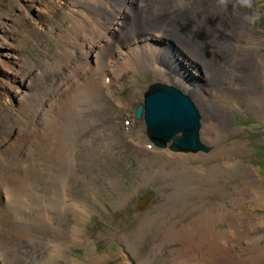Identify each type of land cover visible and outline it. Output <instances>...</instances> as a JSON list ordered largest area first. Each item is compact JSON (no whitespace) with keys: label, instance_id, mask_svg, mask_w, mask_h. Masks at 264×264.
I'll return each mask as SVG.
<instances>
[{"label":"bare ground","instance_id":"6f19581e","mask_svg":"<svg viewBox=\"0 0 264 264\" xmlns=\"http://www.w3.org/2000/svg\"><path fill=\"white\" fill-rule=\"evenodd\" d=\"M82 1L75 0L78 4H81ZM157 1L162 4V0L153 2ZM86 2L92 3L96 8L101 4L110 13V17L100 14H94L93 17L80 10L86 8L83 4L78 7L77 3H73V9L67 14V17L72 21L67 30V40L73 44L79 42L78 44L85 51L86 57L93 56L96 64L93 71L87 68V66L90 68V64L83 63V58L79 56L80 59L77 60L82 62H79V67L76 66L77 75L71 73L66 78L65 95L53 94L50 96L48 94L47 96L51 99L48 102L44 97L45 93L40 97L37 91L33 90L34 100L32 102L27 104V96H21L17 99L19 107L15 108L13 112L1 116L3 126H9L8 132L5 133H13L16 129L17 134L12 142L8 143V146L3 145V148H0V264H67V262L82 264L81 260L71 256L68 249L70 244L76 245L84 243L86 240L90 241L83 232L90 217L86 210L89 205L84 198L85 195L78 197L79 195L74 194L77 183L73 184L71 180L79 181L84 177L76 171L78 161L75 159V152L80 148L77 138L74 136L77 130L75 123L86 111H91L92 114L94 111L106 107L105 100L101 98V95L102 87L111 75L109 71L114 73L113 76L111 75L112 80L118 81L123 71L128 68L142 70L144 63L157 59L155 58L157 52L160 55H167L166 59H169L167 64H174V61H177L192 67L202 85L197 89L192 100L195 103V97H200L199 101L203 104L205 114L216 118L215 124L209 122L206 125L202 124L201 128V142L204 146H209L211 152L206 154L207 156L203 154L206 158L199 156L198 152H190V155L201 157L200 159L204 161L226 158L228 162L224 165L214 163L207 169L209 176L204 177L196 173L200 166L190 165L193 160L190 161L188 158L190 155L187 153L174 154L167 150L163 154H157L160 156L158 157L138 149L144 155L141 161H146V163H142L143 165L148 164L152 167L158 163V176L172 180L169 184L172 191L169 193L160 191L161 197L164 200L167 199L168 204L162 205L161 202L160 205L157 204L153 209L157 211H152L155 214L158 212L156 215L147 216L145 214L139 219L141 225L134 229L133 235L120 239L125 243L122 252H127L126 256H128V252L131 250L130 246L135 250L136 241L144 238L146 233H153L159 237V240L153 242L151 253L143 259H139L138 264H151L153 258L161 255L166 244L179 246L168 250L170 255H165V264H264V236L253 235L254 231H258V226H263L264 217H258V221L248 220L252 209L264 207V178L260 177L259 170L254 166H244L241 159L236 161L237 158L248 157L250 151L242 137L243 140H237L234 137L241 131V128L234 127L233 112L242 110L241 103L253 98L254 102L248 106V111L256 117L264 118V91L261 88L264 83V56L258 54L260 48L264 46V39L255 30L245 31L251 18L245 10L249 4L244 0H206L205 5L197 0H172L177 8L181 9L187 4L193 8L190 12L186 11L187 13L183 14L179 20L171 18L167 23H162L163 25L150 28L152 31L146 35L147 39L145 36L142 38L145 41L142 45L137 42V38L126 36L124 42L128 44L124 51L121 48L123 46H121V41H114L113 38H108L107 41L106 33L109 31L112 35L123 36L129 25H132L130 31H134L137 27L140 28L141 20L138 24L129 23V20L133 15V17L137 15L135 13L139 9L145 7L143 0H133L130 3L133 9H131V14H129V10L122 8L123 5L118 3L112 5L106 0H86ZM225 5H229L227 12L224 11L227 8ZM151 10L155 9L151 8ZM156 10L159 11V9ZM164 10L167 8L164 7ZM151 12L148 9L146 13L151 17L153 14ZM115 13L116 18L112 21ZM73 14L77 17H73ZM99 15L105 18L98 17L97 19ZM120 16L123 17L121 22L118 18ZM225 19L238 31L233 36L232 42L230 40L233 37L228 38L230 42H224L222 40L227 38L215 36L213 31L214 22H223ZM143 20H146V17ZM209 20H212V26H210ZM143 22L145 23V21ZM107 24H109L108 27H106ZM224 25L226 24L224 23ZM187 27L190 31L186 29ZM191 31L193 33H190ZM190 34L194 37V42ZM61 35H64L63 30H61ZM243 37H245L244 46L240 43ZM106 41L107 43L104 44ZM142 49L144 50L143 54L139 56L135 54ZM188 58H195L194 60L198 63ZM18 62L17 66L20 69L26 68V76H28L19 75V72L15 71L13 74L14 85H23L28 92L30 88L32 89L39 83L41 75H38L39 72H35L37 74L34 75L30 71L32 66L29 67L25 59ZM85 65L87 66L85 67ZM242 65H245L248 72L244 71L243 73L240 70ZM46 66L51 67L48 63ZM47 67L45 68L48 69ZM167 67L170 66L167 65ZM3 68L5 71L6 67ZM236 71L239 72V76ZM158 72L159 83L170 85V82H175L178 84L175 87L182 92L186 93L189 90L181 78L166 72L164 66ZM240 76L246 78V85L241 86L242 91L238 90L239 86L235 82ZM79 77H81L83 85L87 86L83 93H81L82 88L81 92L76 91L79 87L74 84V80ZM1 82L2 92L4 95L10 96L12 88L2 85ZM109 82L107 80V83ZM81 87L83 86L81 85ZM92 95H97L94 101ZM128 109H124V113L128 112ZM140 121H138L139 135L144 129L142 126L145 119ZM84 125V129L90 128L87 124ZM102 129L91 132V137L96 141L94 145L96 154L98 152L103 154L105 149L109 152L113 147L111 144L105 145V137L103 142H100L101 136L110 137V130L106 128L105 133L104 128ZM145 129L147 130V126ZM129 131L124 129L123 132L133 138L132 132ZM85 133L87 131L83 132V134ZM138 144L145 145L146 143L139 141ZM88 146L90 147V145ZM12 150H17L16 155L6 153V151ZM91 158L98 159L96 156H91ZM34 165L35 167H33ZM177 167L183 169L176 170ZM165 169L168 170L167 173ZM50 172L51 175L48 176ZM147 173L142 177L141 187L148 184L149 181L151 182ZM35 174L42 177L46 184H37V178H34ZM238 175L243 177L242 183L247 184L252 190V194H249L248 197L243 194L245 191L243 186H240V189L238 186H232L233 189H231L232 187L227 188L223 185L225 182L232 184L231 181L235 180ZM108 181L112 186L115 184V187H119L123 198V201L114 208L125 207L135 194L131 192L127 194L125 189L120 187L119 178L110 176ZM86 186L84 192L92 190L94 184L88 182ZM196 186H203V188L198 191V189H194ZM49 188H53L54 193L50 192ZM233 191L236 194H233ZM210 192L221 199L209 200L204 194L207 195ZM70 217L76 221L73 226L66 224V219H70ZM23 239L30 241V244L26 245L27 251L16 244L17 241ZM91 249L94 250L92 247ZM155 250L157 251L155 252ZM190 253L193 255L189 256ZM114 254H104L101 257L96 255L91 257L89 262L90 264H102L106 259L108 261L117 255ZM162 255L164 254L162 253ZM122 264H126V262Z\"/></svg>","mask_w":264,"mask_h":264},{"label":"rangeland","instance_id":"374dc122","mask_svg":"<svg viewBox=\"0 0 264 264\" xmlns=\"http://www.w3.org/2000/svg\"><path fill=\"white\" fill-rule=\"evenodd\" d=\"M106 1H108L112 5L115 3H118L121 6L123 5L122 8H126L127 10H129V14L132 13L133 9L130 3H132L133 0ZM153 1L154 0H143V4L145 5V7L143 9H139V11L135 13V15H137L135 17H133V15L129 20V23L136 24H138L141 20L140 28L137 27L134 29V31H130V26L132 25H129L127 27L126 34H124L123 36L112 35L109 31H107L105 36L107 38V41L108 38H113L115 39L114 41L117 40L118 42L121 41V46L123 45L121 48H123L122 50L125 51L124 48H127L126 44H128L124 42L125 37L130 35L131 37L137 38V42L142 45L145 42L142 38L144 36L146 37V35L152 31L150 30V28L157 25H163L162 23H167L171 18H177V20H179L183 14L187 13L186 11L190 12V10L193 8V6H189V4H187L188 6L186 5L181 7V9L177 8L175 4H173L172 0H162V4H159V1L155 3ZM197 1L205 5L204 3L206 0ZM73 3L77 2H75V0L74 2L73 0H0V82L2 81V85H8L10 86V88H12V94L10 96L4 95L2 89L0 88V148H3V145L8 146V143H11L12 140L16 137V129L13 133H5L8 132L9 126H3L1 116L7 115L9 114V112H13L15 108L19 107L17 100L18 98H20L21 96H27V104L29 102H32L34 100V98L32 97V95L34 94L33 90H36L40 97L45 93L44 97L46 98V100H48V102L51 101L50 97L47 96L48 94H50V96H53V94L65 95L67 86L66 78L69 77V74L71 75V73H73V75H77L76 72L78 73V71L76 70V66L78 65L79 67V62H82L77 60L80 59V57L83 58V63L90 64V68L89 66L85 65V67L87 66L90 71H93V69L95 68L96 64L93 56L86 57L85 51L82 50L78 44L79 42L73 44L68 42L67 40V30L72 22L67 17V14L70 13L73 9ZM247 3L249 5L245 7V10L246 13L251 16V18L248 26L246 27V30L245 28L244 30L247 32L255 30L264 39V0H248ZM81 4H83L86 8L77 9H80L81 11L83 10L82 12H85L93 17L94 14H100L110 17V13H108L106 8L101 4L98 8L94 7L92 3H87L86 0H83ZM81 4L77 3V6L79 7ZM183 4H185V2H183ZM228 6L229 5H225V7H227L226 9H224L225 12H227L226 10L228 9ZM164 7H166L167 10H164ZM151 8L155 10L152 11ZM161 8L162 10L160 11ZM148 9L150 12L152 11L151 13H153L151 17L146 13ZM156 9H159V11H157ZM100 15L97 16V19L98 17H104ZM115 15L116 13L113 14V18L111 19L112 21L116 18ZM73 17L77 16L73 14ZM145 17L146 20H143ZM118 18L120 22L123 21L122 16ZM80 19L82 20V18ZM99 20L102 19L99 18ZM143 21H145V23ZM211 23L212 20H209L210 26H212ZM224 23L226 25H224ZM108 25L109 24H107L106 27H108ZM213 28L215 36H222V38H227L226 40H222L224 42H232L234 39L233 36L238 33V31L232 25L227 23L226 19L223 22H214ZM186 29L190 31L188 27ZM61 30H63L64 35H66L65 37L64 35H61ZM190 33H193V31H191ZM229 37L233 38L229 41ZM247 37L248 36L246 35V38ZM145 39H147V37ZM192 39L194 42V37H192ZM107 41L104 42V44H106ZM240 43L242 46L245 45V37H243ZM143 53L144 50L142 49L135 54L139 56ZM258 54L264 56V46L260 48ZM14 56L17 57L15 58ZM155 58L157 59H155L154 61L146 64L144 63L142 70L130 67L127 70L123 71L121 78L118 81L116 79H114V81L112 80V76L114 73L112 71H109L112 76L110 75V77H108L107 79L110 81L109 83H107L106 80L105 85L102 87L103 93L101 95V98L105 100L104 104L106 105V107L100 109L99 111H94L92 114L91 111H86L75 123L77 130L74 136H76L77 143L80 148L79 151L75 152V159L78 161L76 171L82 177L84 176L83 179H85H81L79 181H76L75 179L71 180L73 184L77 183V189L74 188L76 190V193L74 194H76L77 196L79 195L78 197H84L85 195L84 198L89 205L88 209H86V207L85 209L90 214V217L87 224H85L84 226L85 228L83 232L89 238L88 240H90V244L86 240L81 244H70L68 249L71 253V256L81 260L82 264H90L89 260L93 256L99 255L101 257L104 256V254L115 255L114 253L117 254L114 258L109 259L108 261L106 259L102 264H122L125 262L126 264H138L139 259H143L147 256V254L151 253L153 242L159 240V237H157L155 234L146 233L144 238H142L140 241L138 240V242L136 241L134 246L135 250H133L130 246L131 250L128 252V256H126L127 252H122V247H125V243L120 239H123L124 236L131 237L133 235V231H135L134 229L138 228L141 225L139 219H141L142 216L144 217L145 214L147 216L156 215L158 212L155 214L157 210L153 209L155 206H157V204H168V200H164V198L161 197V192L169 193L172 191L171 186H169L172 180H167L162 176H158V163L152 167L148 164L143 165L142 163H146V161H141L143 160L144 155L140 153L138 149H142L155 155L161 153L163 154L167 150L171 153L174 152L168 149V147L158 148L148 139L144 121L142 126L144 127V129L139 135L140 128L138 125V121H141L136 119L135 111L138 105L142 103L144 92L147 87L152 83L160 81V77H158V71L163 68V66L166 72L172 73V75H176L184 81L185 86H187L190 91V93L189 91L187 93H189L192 98L194 97L197 89L199 87L201 88L202 85L200 84V79L197 78V74H194L193 69L190 65L186 66L185 64H181L177 61H174V64H167V61L169 60L166 59L167 55H160L158 52L156 53ZM24 59L27 61L29 67L32 66L30 71H32L34 75H36L38 72V75H41V80L39 81V83L34 85L32 89L30 88L28 92H26L27 89L23 85H14L15 80H13V74L15 73V71L19 72V75H24L25 77L28 76H26V68L20 69L17 66V63L19 64L18 61ZM188 59L198 63L196 60H194L195 58ZM55 62L57 63L56 65ZM8 63L10 66L8 65ZM46 63L51 65V69L46 66ZM167 65H169L170 67L168 68ZM4 66L6 67L5 71L3 68ZM45 67H47L48 69H46ZM7 68L9 69V71H7ZM240 70L243 71V73L244 71L248 72L245 65H242ZM236 74L239 76L238 71H236ZM33 77L34 79H36L35 76ZM81 77L75 79L74 84L79 87L78 89H76V91L79 90L78 92H81L82 88L81 93H83L86 90L87 86L85 84L83 85V81L80 79ZM28 81H31L29 80V77ZM78 82H80L81 84H78ZM235 82L237 86H239L238 90L242 91L241 86H243V84L246 85V78L240 76ZM81 85L83 87H81ZM170 85L176 86L178 84L175 82H170ZM194 85H196L197 87H195ZM179 87L181 88L180 85ZM47 88L48 90L51 89L52 91H48ZM261 88L264 91V83ZM116 89L119 93L116 91ZM68 91H70V89H68ZM96 98L97 95H94L92 97L93 101ZM195 98V103L199 111L203 114L202 119L204 120L201 121L202 124L206 125L209 122L215 124L216 118L209 117L205 114L204 108L202 107L203 104L199 101L200 97L196 96ZM252 102H254L253 98L248 99L247 101L241 103V111L239 110L233 112L234 127L241 128V131L238 133L239 136H237L238 134H236L234 137L237 140L244 139V141L247 143V148L250 151L248 157H246L245 159H242V157H240L237 158L236 161H239L241 159V163H243L244 166H254L259 170L260 177L264 178V118H262L261 116L256 117L254 116V114L248 111V106L252 105ZM127 108H129L127 110L128 112L124 113V109ZM84 124H87L90 128L88 130L87 128L84 129ZM102 128H104L105 133L106 128L110 130V137L101 136L100 142H103L105 137V145L111 144L113 145V147L109 152L105 149L103 151V154H99V152L98 154H96L94 153L96 152L94 149L96 141L91 137V132L98 131ZM124 129H127V131L131 130L129 132H132L133 138H131L128 133H124ZM86 131L87 133L83 134V132ZM139 141L145 142L146 144H138ZM87 144L90 145V147ZM171 144L172 142H170L168 145ZM206 147L209 149V152H199V156H203V154L205 156L206 154H209L211 152V148L209 146ZM17 150L6 151V153L8 152L11 155H16L15 153ZM100 151L102 152V148ZM187 154L190 155V153ZM91 156H96L98 159H92ZM204 156L202 158H206ZM188 158L190 159V161L193 160L190 165L200 166V169H198L196 173H198L199 176L204 177L209 176V171L207 169L214 163L224 165L228 162L226 158H219L212 161H204L200 159L201 157L198 158V156L194 157L193 155L188 156ZM33 167H35V165ZM166 168L168 169V167ZM178 168L182 167H177L176 170H178ZM146 172H148L147 174L149 178H151V182L149 181L148 184L141 187V181L143 180L142 177L146 175ZM165 172L167 173L168 170H166ZM50 175L51 172L48 176ZM110 176L120 179V187L125 189V192L127 194H129L130 192L135 194L134 197L129 200V203L123 208H114V206L123 201V198L119 191V187H115V184H113V188L112 184L109 183L108 178ZM34 178H37V184L45 183L42 180V177H39L36 174L34 175ZM235 178V180L231 181L233 185L225 182L223 184L224 187L231 188L232 186H238L240 189V186H243L245 188V191L243 193L245 197H248L249 194H252L251 188H249L247 184L245 185L242 183V176L238 175ZM87 181L93 183L94 187L92 190L84 192V189L87 188ZM166 182L168 183L167 185ZM28 183L29 180L27 184ZM233 187L231 189H233ZM200 188H203V186L194 187V189H198V191H200ZM49 191L54 193L55 190L53 188H49ZM233 194H236V192L233 191ZM204 196H206L209 200L221 199L220 197L218 198L215 194H211V192L207 195L204 194ZM232 209L234 210V208ZM258 217H264V207L255 210L252 209L250 215L248 216V220L250 219L258 221ZM75 223L76 221L73 217H70V219H66L67 225L73 226ZM151 223L152 222L150 221V224ZM257 230L258 231L253 232V235L259 234L264 236V224L263 226H258ZM16 244L18 246H22L27 251L26 245H29L30 241L23 239L17 241ZM166 245L165 248L162 249V253L164 255H162V253L161 255H157L152 259L151 264H165L164 258L170 255L168 253V250H172L176 247L178 248L179 246H173L175 244H168L167 246ZM91 247L94 248V250H92ZM156 251L157 250H155V252ZM192 255V253L189 254V256ZM67 264L69 263L67 262Z\"/></svg>","mask_w":264,"mask_h":264},{"label":"water","instance_id":"95a60500","mask_svg":"<svg viewBox=\"0 0 264 264\" xmlns=\"http://www.w3.org/2000/svg\"><path fill=\"white\" fill-rule=\"evenodd\" d=\"M187 92L169 84L152 83L135 117L145 119L146 135L158 148L169 147L174 153H208L201 142L202 114Z\"/></svg>","mask_w":264,"mask_h":264},{"label":"clouds","instance_id":"9594fccd","mask_svg":"<svg viewBox=\"0 0 264 264\" xmlns=\"http://www.w3.org/2000/svg\"><path fill=\"white\" fill-rule=\"evenodd\" d=\"M244 2H245V3H247V2H248V0H244Z\"/></svg>","mask_w":264,"mask_h":264}]
</instances>
